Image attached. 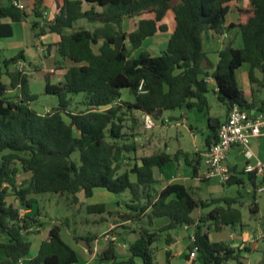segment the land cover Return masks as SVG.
I'll return each instance as SVG.
<instances>
[{"label": "trees", "instance_id": "16d2710c", "mask_svg": "<svg viewBox=\"0 0 264 264\" xmlns=\"http://www.w3.org/2000/svg\"><path fill=\"white\" fill-rule=\"evenodd\" d=\"M239 1L65 0L59 14L49 22L43 0H35V37L59 34L56 52L71 65L59 83L51 81L53 73L45 75L44 94L58 102L45 114L33 107L39 96L31 94L27 74L8 72L10 87L20 88L15 96H7L8 87L0 81V234L8 237V242L0 243L7 256L0 264H19L32 251L25 233L35 225V218L20 214V209H33L37 204L32 196L70 194L73 201L79 202V193L92 198L98 189L115 195L129 192L127 212L122 219L148 220V226L141 227L139 238L130 244L129 258H119L116 244L109 241L99 255L101 262L160 264L155 245L162 233H168L166 238L170 242V231L186 226L195 228V245L189 248L190 252L197 249V259L203 264H245L239 247L211 241L209 236L211 225L216 230L243 225L242 211L236 207L242 203L241 193L236 197L202 199L180 183L158 189L154 169L177 161L181 151L175 155L163 151L141 157L131 169L122 172L125 158L137 149V113L159 119L167 110L197 109L209 115L212 92L228 114L235 105L250 113L255 109L238 84L237 70L249 65L253 82L255 69L264 74V0H247L250 7L237 5L236 27L244 46L229 45L222 50L212 72L204 49L205 35L225 33L231 3ZM84 3L91 5L90 9L84 10ZM25 16V11L13 4L0 7V20L9 17L19 22ZM139 16L143 17L137 29L128 32L126 21ZM80 20L94 24L93 28L80 27L70 34L64 33L73 30ZM12 35V26L0 21V38ZM165 35L169 40L161 55H154L151 50L138 53L147 39ZM18 58L5 61V65L10 66ZM209 77L216 87L211 86ZM125 92L133 96V101L123 99ZM262 106L260 110L264 111V102ZM220 126L219 120L214 119L206 138L207 147L218 140ZM77 152L79 162L73 159ZM201 161L199 153L187 161L194 174L198 173ZM21 175L25 178L19 182ZM249 180L257 187L255 174H250ZM243 183L233 176L222 185ZM11 192L19 207L8 202ZM112 208L101 203L87 206V212L113 215ZM197 211L200 213L194 215ZM251 211L257 212L254 207ZM163 218L168 222L152 229L154 222ZM167 255L166 264H171V252ZM77 263L78 255L62 239L59 224L51 228L49 238L31 260V264Z\"/></svg>", "mask_w": 264, "mask_h": 264}, {"label": "crops", "instance_id": "0c3cea01", "mask_svg": "<svg viewBox=\"0 0 264 264\" xmlns=\"http://www.w3.org/2000/svg\"><path fill=\"white\" fill-rule=\"evenodd\" d=\"M64 2L65 0H43V5L46 8L45 16H47L49 22L53 21V19L59 14L61 8H63L64 6ZM10 4L11 0H0V7H5ZM23 5V10L25 11L26 16L21 21L14 22L9 17H4L0 20L4 24H10L13 28L12 36L0 38V81L8 87L6 91L7 96L18 95L20 93V88L13 89L10 87L11 79L8 75V72L14 70L20 71L19 68L23 67V73L27 74L30 78L31 94L39 96V99L35 103H33V107L34 105H36L34 108H36L42 114H45L48 113L47 110L51 111L54 107H56L58 102L56 98L46 96L44 94L45 84L41 87L40 91L35 92L33 90V78L36 76V74L43 73V78L45 79V75L51 73L50 71L52 70L46 69L45 65L40 69L39 65L43 64L44 61L50 62L51 60L53 64L57 66H55L56 70H63V76H51V81L53 83H59L64 79L65 73L68 69V66L71 65V62L68 60H61L56 52L55 45L61 39V36L59 34L47 33L45 36H41L40 38L35 37V32L32 28L33 22L37 20L33 13L35 0L23 2ZM237 5L250 7V4L247 0H241L237 3H231L230 13L227 17L226 22L227 29L225 33L223 35L216 36L210 32L204 37V49L207 52L210 62V72L215 69L216 65L219 62V53L227 46L232 45L234 48H242L244 46L242 34L236 27L238 24V13L236 10ZM90 7L91 5H89L88 3L83 4L84 10L90 9ZM142 17L143 16L138 17L136 27L129 32L137 29L138 22ZM79 23L80 22L76 23V27L73 30L67 29L64 31V33L70 34L72 33V31L80 28L77 26ZM89 28H91V25ZM16 35L18 36L17 39H15ZM149 39H151V42H149L146 50H151L154 55H161L162 52L167 48L169 36H156ZM40 42H42L43 45L47 48L48 46H51L48 52H44L40 49ZM18 56V61L8 67L5 65V61L11 60ZM250 69V66L245 64L239 70H237V81L248 103L254 105L255 109H253L251 112L254 113L261 111L260 108L263 107L264 74L260 69H255V81L253 82L250 78ZM240 73L241 78L239 76ZM210 82L212 87H216V84L215 82H213V80H211ZM36 84L39 85L41 83L36 82ZM210 97L212 107V102H218V100L216 99V96L213 92L210 94ZM123 99L125 101H133V96H131L128 92H125L123 93ZM43 101L49 106L45 105ZM228 115L229 114L227 113V109L224 113H216L215 116L211 115V112L209 115H204L197 109H183V125H185V127H188L194 138L193 141L195 150L189 151L183 146H180L177 152L181 151L182 153L179 154L177 161L171 162L165 167L154 169L155 178L159 181V184L157 185L158 189H162L168 184L180 183L192 189L193 193L197 197H199V195H196V192H204L205 190L206 192L209 191L210 197H212V191L215 188L218 189L219 192L225 193L226 187L228 186H223L215 178L204 177L203 173L205 169L202 164L199 165L198 173L194 174L193 167L190 166L187 161H192L196 153H199V155H201V153L208 148L206 145V138L209 133H211V126L212 123H214V119L219 120L220 124H222L227 120ZM137 117L139 119L140 126L137 129V136L135 138L137 149L136 151L131 153L134 156L133 165L135 161L139 162L141 157L150 156L155 153L163 151L172 155H175L177 153H170L167 150L158 148L156 149L157 152L148 154L142 152L143 150L141 149L140 145H144L145 142L155 145L154 142H150L151 136L153 138L155 137L153 136V134L149 133V135H147V138L145 139V136L138 133V130L143 125V114L137 113ZM190 121L194 122L196 125L200 121H204V123L201 125V128H199L194 124H189ZM158 140L159 139H157V141ZM164 143L166 145V148H168L167 142L165 141ZM249 148L254 154V157L250 160V162L254 164L258 160H260L264 163V136L253 139L249 145ZM247 162L248 160L244 156L243 148L241 146H234L230 149L227 164L235 172L236 178L243 180L244 183L242 185H246V182L249 181L252 187H250L249 191L253 193L254 201L249 207V210L252 213L251 219L257 221V227H251V222L247 221L242 212L243 225H238L233 228L224 227L220 230H216L215 227L211 225L209 229V236L211 241H225L231 243L234 247H239L245 264H260L262 261H264V215L261 213L260 208V196L264 192H259L258 188H264V175L255 174L257 177V187H254L249 180L250 175L244 173V168L247 165ZM222 193H220L221 196H217V198L236 197L231 195H223ZM239 193L241 192L239 191ZM32 197L37 200V204L34 205L33 209L26 210L25 213V215L35 218L34 221L36 222L35 225H33L31 229L25 233L26 240L32 243V251L19 264H31V260H33L38 255L41 244L49 238L50 230L55 224H59L61 226L62 239L76 251L78 255L77 264H110L107 262H101L99 260V255L107 248L109 242L105 238L106 234H109L111 236L110 241H113L116 244L117 256L121 259L129 258L131 254L129 250L130 244L135 242L139 238L141 227L148 226L146 223L148 222L147 218H144L141 221H127L126 223H129L127 224V228L120 227L121 224H113L112 221L118 213L122 212L123 209V213L127 212L126 203L124 206L121 200H119V198L115 196V194L109 193L103 189H98L95 191L92 198H86L83 193L78 194V200L85 205V210L87 213V216H83L84 219L82 223V225H85L84 227H86V229H84L85 232L82 235H79L77 233L78 228L76 230L72 229V223L70 222L68 216L65 217L66 220L64 221L59 220L58 222L57 220H53V218L50 217L49 212H43L45 209L42 208L39 204V202H46V199L41 200L38 195ZM126 197H128L127 200H129L130 196L127 195ZM101 203H105L114 207L111 209L112 212H114L112 216H106L107 214H89L87 212V206ZM13 205L15 207H19V202L17 199L13 203ZM241 205L242 203L240 205H236V207L240 208ZM251 207H254V210L257 212H252ZM41 208L43 209V211H41ZM212 208L213 207L204 210V213L209 212ZM39 210L41 211V214L37 215L36 213ZM197 213H200V211L195 212L194 215H196ZM72 215L76 226L83 227L80 222L77 221L78 219L75 218V214L73 212ZM167 222V219H158L154 222V226L152 229L160 228ZM91 227L93 228L91 229ZM113 230L114 232H112L111 234L110 232ZM227 230H230V234L228 236V239L225 240L221 236V234H223ZM194 232V227L186 226L172 230L170 231L172 238L170 242L167 241L166 238L168 233H162L160 240L155 245V251L157 250L156 255H162V258H164L166 262V258L168 256L167 252H171V264H173V258L176 254L185 255L187 264H203L197 259V257L194 259L190 258L191 252L189 247L193 246L194 244ZM77 237L80 239L77 240ZM88 239L89 241H87ZM6 242H8V237L6 235L0 234V243ZM6 259V253L0 247V261H4Z\"/></svg>", "mask_w": 264, "mask_h": 264}, {"label": "rangeland", "instance_id": "374dc122", "mask_svg": "<svg viewBox=\"0 0 264 264\" xmlns=\"http://www.w3.org/2000/svg\"><path fill=\"white\" fill-rule=\"evenodd\" d=\"M137 21H138V17L128 19L126 21V30L129 32L133 28H135L137 25ZM78 22H80L77 25L78 27H83V26L84 27H90V25H91V28H93V25H94V24H89L85 20H80ZM75 27H76V25H75ZM17 38H18V36L16 35L15 39H17ZM149 42H151V39L146 40L144 42L141 49L138 50V53L142 50H146ZM39 46L43 47V43L40 42ZM48 50H49V48H47V47L44 48V52H48ZM44 65L46 66V69H52L50 72L53 73V75L55 77L63 76V73H62L63 70H56L57 66L54 65L51 60H50V62L44 61L43 64L39 65V68L41 69L42 67H44ZM239 76L241 78V73ZM36 82L41 83V84L37 85ZM44 84H45V79L43 78V73L36 74V76L33 78V86H32L33 90L35 92L40 91L41 87ZM79 99H80V97L76 98L77 101ZM45 105L49 106L46 103H45ZM35 106L36 105H34V107ZM75 109L78 110L77 108H75ZM225 111H226V107L222 103H219L217 101L212 102V107H211V111H210L211 115L215 116L216 113L220 114V113H224ZM182 115H183V109L167 110V111H164L161 118L155 119L156 126L154 127L153 130L148 132L143 128V125H142L140 127V129L138 130V133L140 135L145 136V139H146L147 135H149V133H151V134H153V136L155 138L159 139L157 141V139H155L151 136L150 142H154L155 145L148 144L147 142H145L144 145H140L141 149L143 150L142 152H144L145 154L153 153V152H157L156 149L158 148V149L167 150L170 153H176L180 146H183L185 149H187L189 151H194L195 150V145H194V141H193L194 138H193L191 132L189 131L188 127H185V125H183ZM203 123H204V121H200L196 125L192 121L189 122V124H194L195 126H197L199 128H201V125ZM130 139H132V138H130ZM165 141L168 144V148H166V145L164 143ZM133 158H134L133 154L127 155L124 162L122 163V172L132 168ZM73 159L75 161L79 162V153L78 152L73 155ZM24 178H25V176L21 175L19 177V182L24 180ZM250 187H251V185H250L249 181H247L246 185L238 186L237 184H235V185L226 187L225 193L219 192L218 189L215 188L212 191L213 192L212 197H210L209 191L206 192V190L204 192H196V195H199V197H201L202 199H212V198L214 199V198H217V196H221L220 193H222L223 195L237 196L239 194V191H240L241 194L243 195V197L241 199L242 205L240 206V208H241L245 218L247 219V221L251 222V227H257V221H254L253 219H251L252 213L249 210V207L251 206L252 202L254 201L253 193L249 191ZM127 195H129V192L123 193L122 195H115V196H117L119 198V200H121V202L125 206V203H127V201H128L127 200L128 197H126ZM38 196L41 198V200L46 199V202H44V203L39 202L41 207L45 209L43 211V209L41 208L42 209L41 211L49 212L50 217H52L53 220H57L58 222H59V220H63V221L66 220L65 217L68 216L70 219V222L72 223V229L73 230H76L78 228L77 233L79 235H82L85 232L84 229H86V227H84L85 225H82L83 219H84L83 216H87L84 204H82L81 202L73 201V196L70 194H64V195L41 194ZM260 197H261V201H260L261 213L264 215V193H262ZM15 201H16V197L11 192L9 197H8V202L13 204ZM72 212L75 214V218L78 219L77 221L80 222V224L83 227L76 226V224L74 223ZM123 212H124V209L122 212L118 213L117 215L115 214L116 216L113 219L112 223L113 224L114 223L115 224H121L120 227L127 228L128 227L127 224H129V223H126L127 221H124L122 219V216H124V214H125ZM106 216H112V215H106ZM146 223L148 225V222H146ZM92 228L93 227H91V229ZM112 232H114V230L111 231L110 233L112 234ZM229 234H230V230H227L223 234H221V236L225 240H227ZM155 252L157 253V250ZM156 256H158V261L160 264H166L164 258H162V255L158 254ZM173 264H187L185 255L176 254L175 257L173 258Z\"/></svg>", "mask_w": 264, "mask_h": 264}, {"label": "built area", "instance_id": "2783aa9c", "mask_svg": "<svg viewBox=\"0 0 264 264\" xmlns=\"http://www.w3.org/2000/svg\"><path fill=\"white\" fill-rule=\"evenodd\" d=\"M16 8L24 9L21 0H11ZM40 47V46H39ZM46 48L44 45L40 47L42 51ZM24 72L23 67L19 68ZM212 78H208L211 81ZM144 82L141 83L139 90L142 91ZM47 112H50L47 110ZM143 126L146 131H151L156 126L155 119L150 114L143 115ZM264 136V111L250 113L243 110L238 105H235L229 112L227 120L221 124L218 133V140L208 147L202 156V166L204 167L203 176L207 178H215L220 184L228 183L235 172L227 164L229 151L234 146H241L243 148L244 156L248 162L244 168L245 174H259L264 175V163L258 160L256 163H251L250 160L254 157L249 145L255 138ZM259 192H264V188H258ZM26 213L25 209H20L21 216ZM105 238L110 241L111 236L105 235ZM194 241V237H193ZM197 249L195 248L190 253V258L197 257Z\"/></svg>", "mask_w": 264, "mask_h": 264}, {"label": "water", "instance_id": "95a60500", "mask_svg": "<svg viewBox=\"0 0 264 264\" xmlns=\"http://www.w3.org/2000/svg\"><path fill=\"white\" fill-rule=\"evenodd\" d=\"M195 244H193V246H194Z\"/></svg>", "mask_w": 264, "mask_h": 264}]
</instances>
